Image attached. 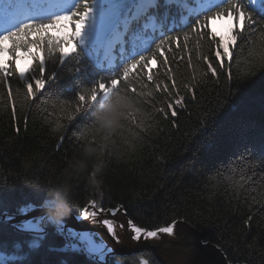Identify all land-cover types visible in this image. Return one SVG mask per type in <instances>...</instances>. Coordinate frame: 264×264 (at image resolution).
<instances>
[{
    "label": "trees",
    "instance_id": "obj_1",
    "mask_svg": "<svg viewBox=\"0 0 264 264\" xmlns=\"http://www.w3.org/2000/svg\"><path fill=\"white\" fill-rule=\"evenodd\" d=\"M162 1L149 12L157 23L174 15V5H163ZM177 12L182 13L176 16L180 22L170 35L184 30V11L177 7ZM146 19L131 27L143 25ZM252 39L255 44L237 41L232 60L218 69L217 77L204 75L207 65L197 59L194 44L192 67L187 62L189 54L175 50L177 57H184L171 67L185 104L178 108L176 117L169 112L165 119L137 100L135 106L140 113L150 114L153 124L138 140L128 131L134 126L125 121L123 135L115 142L98 135L96 143H90L95 120L91 110L71 123L62 120L66 131L54 130L56 118L73 110L74 103L64 104V113L60 106L73 99L71 89L80 83L68 75L67 68L62 69L64 78L46 85L34 101L24 102L22 94L17 96L15 90L20 88L23 93L24 89L16 78H9L15 116L7 101V88L0 84V220L13 219L29 204L41 207L52 199L57 186L67 183L69 211L74 215L95 201L103 208L122 207L129 220L148 230L176 219L196 229L229 264H264V41ZM73 46L69 43L64 50ZM214 49L215 45L203 42L199 52L212 59ZM17 55L23 57L16 61L17 68L19 61L31 60L23 51ZM7 58L4 53L0 60ZM156 70L170 83L158 64ZM186 84L195 86L194 99ZM165 99L166 94L157 93L156 108L164 106ZM81 131L87 138L77 140ZM86 150L90 154L85 162L81 154ZM74 158L81 159L82 169L70 168ZM66 169L72 174L67 175ZM19 230V225L0 224V252L10 255L19 245L26 257L19 264H99L82 250L63 249L64 235L50 224L35 249L29 244L36 235ZM137 258L115 254L107 264H138ZM148 261L161 264L156 256Z\"/></svg>",
    "mask_w": 264,
    "mask_h": 264
},
{
    "label": "snow or ice",
    "instance_id": "obj_2",
    "mask_svg": "<svg viewBox=\"0 0 264 264\" xmlns=\"http://www.w3.org/2000/svg\"><path fill=\"white\" fill-rule=\"evenodd\" d=\"M129 3L135 9L131 16L126 11ZM157 3L158 0H0V55L8 54L6 60H0V84L7 88V101L12 106L13 116L16 102L9 78H16L24 89L21 93V89L17 88V96L22 94L24 102L34 101L46 85L51 86L63 79L62 69L67 68L68 75L80 83L71 89L73 99L64 101L60 106L64 113V104L71 106L74 103L73 110L56 118L54 130L66 131V124L62 120L71 123L80 114H87L91 110L95 120L90 143H96L98 135L105 141L115 142L117 136L123 135L125 121H130L134 126L129 127L128 131L133 140H138L151 130L153 124L150 114L139 112L135 106L137 100L143 105H150L165 119L169 118V112L171 117H176L178 108L185 104L186 97L180 94L171 67L172 62L184 57H177L175 50L188 53L187 62L192 67L194 44L197 59L207 65L204 75L211 73L212 77H217L218 69H223L226 61L232 60L238 40L255 44L252 38L258 37L264 41V0H191V6L190 0H165L166 4H175L186 13L181 20L184 30L177 35L168 34L175 30V24L165 31L157 24L156 18L149 15ZM144 17L147 19L142 28L133 31L132 24ZM225 18L231 23L227 34H222L212 27V22ZM64 29L68 31L63 35L52 34L54 30L59 32ZM126 37L132 45L130 53L125 52ZM203 42L215 45L212 59L199 52ZM69 43H74V46L70 51H65ZM117 46L119 59L114 55ZM93 50L103 52L102 60L94 58ZM21 51L32 61L22 70L15 66L16 61L23 58L17 55ZM50 64L53 67H49ZM157 64L164 70L163 76L170 83L161 79L159 70L154 71ZM228 79H232L231 72ZM184 87L194 99L195 86L186 84ZM157 93L166 94L164 106L159 108H156ZM86 138L84 131L76 136L77 140ZM60 139H64L63 133ZM92 176L95 177V172ZM54 203L49 199L41 207L46 209ZM93 207H97L95 201ZM118 210L108 209L113 213ZM85 215L95 218L97 213L86 211ZM40 220L57 224L58 230H62V223L47 214ZM103 223L107 231L115 236L113 222L104 220ZM177 223L173 219L166 226L148 230L132 220L128 221L134 233L133 239L137 241L142 238L158 239L160 234L172 236ZM23 227L37 233L29 247L38 248L42 239L39 235L42 231L40 225L29 221ZM81 239L86 241L89 252L104 256L103 243H95L86 234ZM25 258L19 245L10 255L0 252V264H19ZM140 264H149V261L144 259Z\"/></svg>",
    "mask_w": 264,
    "mask_h": 264
},
{
    "label": "water",
    "instance_id": "obj_3",
    "mask_svg": "<svg viewBox=\"0 0 264 264\" xmlns=\"http://www.w3.org/2000/svg\"><path fill=\"white\" fill-rule=\"evenodd\" d=\"M42 211L46 213L45 209H43ZM34 215L35 214H31L28 217L31 218ZM60 220L65 226H70L72 229L77 231H90L100 233L106 240L107 246L110 245L114 250V252L109 253L106 256V262H108V257L110 254L131 255L132 253H141L144 251H148L155 254L161 264H175V260L172 258L173 256L167 252L168 248L170 249L175 245L179 246V244H182L181 242L168 240L167 236L165 235L160 236L158 239L145 240L142 238L139 241L134 240V233L129 227L128 220L125 218V215L122 211H119L116 215L107 214L102 215L101 217H90L83 221H78L77 216L68 211L67 215H65ZM104 220L113 222L116 232L115 236L107 231V227L103 223ZM11 223H18V219L11 221L4 219L0 220V224L9 225ZM178 224L191 229L195 233V236H190V239H188V244H186L187 241H185L186 243L182 245H185L184 247L186 248H194L193 255H199L204 264H228L221 251L207 243H202L201 234L196 229L183 222H178L177 225ZM185 232L188 231L185 230ZM161 253L169 254V256H162ZM193 260H196V258L194 257Z\"/></svg>",
    "mask_w": 264,
    "mask_h": 264
},
{
    "label": "rangeland",
    "instance_id": "obj_4",
    "mask_svg": "<svg viewBox=\"0 0 264 264\" xmlns=\"http://www.w3.org/2000/svg\"><path fill=\"white\" fill-rule=\"evenodd\" d=\"M226 21H227L226 18L223 19V20L213 21L212 22L213 23V28L217 32H220L222 34H227V29H228V26L230 25L231 22L229 23V22H226ZM30 63H32L31 60L24 59L18 64V68L21 69V70L25 69V68L28 67V65ZM96 205H97V207H93V202H92L90 205L85 207L82 210V213L77 216L78 221H83V220H86V219L90 218V217L85 215L86 211H88V212L95 211L97 213L96 217H101L102 215H107V214L116 215L119 211H122L124 213V215H125V218L129 221V219L127 218V216L125 214V211L123 210L122 207H117V208H119V210L115 211L113 213V212H109L108 209H117V208H103V207H100V205L98 206L97 203H96ZM27 212H30V211L28 210ZM37 216H39V214H37ZM42 216H45V214L40 215V217H42ZM4 220H10V219L9 218H5ZM29 221H31L32 223L39 224L41 229H42V231L40 233H42V234L45 231V227L44 226H46L47 224H50V225L54 226L56 228V230L58 232H60L61 234H63L64 237H65V245H64L63 249L73 250V251H78V250H82L83 249L87 253L88 257H90L92 260L96 261L99 264H106L107 263L106 262V256L109 253L114 252V250L111 248L110 245L107 246L106 240L102 237V235L100 233H95V232H90V231H77V230L72 229L70 226H65L61 220H59V221L62 223V230H58L57 224L50 223L47 220L41 221L40 218H38L36 220H33V219L27 220L26 222L23 223V225H25ZM9 225L16 226V225H19V223H11ZM23 225L21 226V229L24 232H33L32 230L23 227ZM84 234L89 236L97 244L103 243V245L105 246V253H104L103 257H101L97 253H91V252L88 251L86 241L81 239V236L84 235ZM72 245H75V247H72ZM146 252L148 253V255H145L144 253H142L141 255H136V258L137 257L139 258V263L138 264H140V262L142 260H144V259L148 260V259H151L153 256L155 257V254H153L152 252H148V251H146ZM111 255H114V254H110L109 255L108 262H109V258H110ZM116 255H120V254H116ZM117 264H121V263L118 262Z\"/></svg>",
    "mask_w": 264,
    "mask_h": 264
},
{
    "label": "clouds",
    "instance_id": "obj_5",
    "mask_svg": "<svg viewBox=\"0 0 264 264\" xmlns=\"http://www.w3.org/2000/svg\"><path fill=\"white\" fill-rule=\"evenodd\" d=\"M89 154L90 153L88 150H86L84 153L81 154L85 162ZM82 167L83 164L81 162V159L74 158L73 161L70 162L71 169L80 170L82 169ZM65 172L67 175L72 174L67 169L65 170ZM70 199H71L70 185L64 183L62 185L57 186V188L54 190V194L52 197V200L55 201V203L45 209L46 214L49 215L53 220L59 221L61 218L67 215L69 211Z\"/></svg>",
    "mask_w": 264,
    "mask_h": 264
},
{
    "label": "flooded vegetation",
    "instance_id": "obj_6",
    "mask_svg": "<svg viewBox=\"0 0 264 264\" xmlns=\"http://www.w3.org/2000/svg\"><path fill=\"white\" fill-rule=\"evenodd\" d=\"M185 230H187L188 232H185ZM164 235L167 236L168 240L181 242L182 244L186 243L185 241H187L186 244H188L189 241L188 239H190V236H195V233L191 229H188L183 225L178 224L174 229V235L169 236L167 234H160V236H164ZM182 244H179V246L175 245L170 249L168 248L167 252L173 256L172 258L175 260V264H204V262H202V259L200 258L199 255H193L194 248H186L184 247L185 245ZM169 254L161 253V255L162 256L164 255L165 257L169 256ZM194 257L196 258V260H193Z\"/></svg>",
    "mask_w": 264,
    "mask_h": 264
},
{
    "label": "bare ground",
    "instance_id": "obj_7",
    "mask_svg": "<svg viewBox=\"0 0 264 264\" xmlns=\"http://www.w3.org/2000/svg\"><path fill=\"white\" fill-rule=\"evenodd\" d=\"M162 4L163 5H166V3H165V0L164 1H162ZM168 5V4H167ZM173 5H175V4H173ZM190 6H191V0H190ZM171 14H174V15H170L169 16V19H167V18H164V19H166V20H169V21H167V22H163V23H159L158 25H160L162 28L164 27H166V28H170V27H172L173 26V24H175V26H177L178 25V22H180L177 18H176V16H179V15H182V13H179V15H178V12L176 13V8L175 9H172V11H171ZM184 14L186 15V13L184 12ZM171 18V19H170ZM227 21L226 22H229L230 23V20H228V19H226ZM212 27H213V23H212ZM220 27V26H219ZM219 29V28H218ZM138 30H140V29H138ZM128 45H130V44H128ZM129 48L128 47H125V50H128ZM118 52V51H117ZM119 53V52H118ZM130 53V52H129ZM146 54V53H145ZM2 55H4V54H2ZM115 55V54H114ZM116 56V55H115ZM0 57H1V55H0ZM117 57V59H119V57H120V55H118V56H116ZM21 61H19V63H20ZM29 206H31L30 204L28 205V206H24V207H21L20 208V211L16 214V217H14L13 219H10V220H8V221H11V220H15V219H18V223H19V231L21 232L22 231V229H21V226L23 225V223L24 222H26L27 220H30V219H33V220H36V219H38V218H40V215H42V214H46V213H44L42 210L44 209V208H42V207H34V206H31L30 208H29ZM23 209H28L30 212H27V211H23ZM38 209V210H37ZM42 209V210H41ZM31 214H35L33 217H28L29 215H31ZM37 214H39V216H37ZM77 216V215H76ZM20 219V220H19ZM2 220V219H1ZM45 227V226H44ZM28 234H31V235H37V233H34V232H27ZM41 236H42V238H44V236H43V234H41V233H39ZM201 241H202V243H205L204 241H203V239H202V235H201ZM78 251H81V250H78ZM145 252L146 251H144V252H141V253H132L131 255H141L142 253H144L145 254ZM82 253H85L86 254V256L88 257V255H87V253L82 249ZM115 255V254H114ZM224 256V255H223ZM225 257V256H224ZM89 259H91L90 257H88ZM225 259H226V257H225ZM92 260V259H91ZM109 260H110V258H109ZM92 261H94V260H92ZM226 261H227V259H226ZM94 262H96V261H94ZM118 263V262H117ZM121 263V262H120ZM227 263L229 264V262L227 261ZM107 264V263H106Z\"/></svg>",
    "mask_w": 264,
    "mask_h": 264
}]
</instances>
